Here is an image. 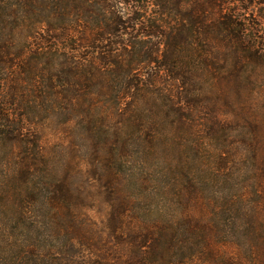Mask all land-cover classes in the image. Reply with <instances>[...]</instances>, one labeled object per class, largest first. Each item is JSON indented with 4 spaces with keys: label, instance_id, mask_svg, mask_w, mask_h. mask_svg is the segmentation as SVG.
Here are the masks:
<instances>
[{
    "label": "trees",
    "instance_id": "1",
    "mask_svg": "<svg viewBox=\"0 0 264 264\" xmlns=\"http://www.w3.org/2000/svg\"><path fill=\"white\" fill-rule=\"evenodd\" d=\"M261 19L264 0H0V264H264ZM59 117L89 170L44 141ZM160 182L172 213L143 216L128 186Z\"/></svg>",
    "mask_w": 264,
    "mask_h": 264
},
{
    "label": "rangeland",
    "instance_id": "2",
    "mask_svg": "<svg viewBox=\"0 0 264 264\" xmlns=\"http://www.w3.org/2000/svg\"><path fill=\"white\" fill-rule=\"evenodd\" d=\"M254 19V18H253ZM263 19H261L262 21ZM255 22H258L255 19ZM264 22V20H263ZM61 46L65 47V41L60 43ZM62 52V51H61ZM256 102V101H254ZM254 102H252L249 107H257L258 105L255 104ZM238 108H239V104H232L231 108H228L229 110L226 111L225 115L226 116H230L233 117L238 113ZM235 111V113L233 112ZM65 119V117H59L57 119H55L54 121H52V123L48 124L46 126V130L45 133L43 135V139L46 142V144L50 147L51 152L53 153V155H55V157L60 158L61 160L65 158V146H69V152H70V157L71 160L73 161L72 164V168L75 167L74 169H81L83 172H85V170H89L90 165L88 162H86V159H83V154H81L80 152V148L79 145L81 144L80 139H75L72 140L69 138V135L66 133L67 131H65V121L63 120ZM242 147L245 146L244 142H241ZM164 171H166V168H163ZM58 174L61 175H65V166L61 167L60 164H57V169H56ZM78 171V170H77ZM85 173H83L82 175H84ZM159 175V174H158ZM169 183L173 182L174 179L172 178V176L169 177ZM78 179V178H77ZM80 179H78L79 182ZM246 181V179L243 180V182ZM166 183H168V181H165L162 186H164ZM182 183V182H181ZM161 182L155 185V190H158L157 196L156 198H146L143 197V190L145 188H135L133 185L128 186L130 189H132L135 194L137 195V197H142V201L139 202L140 206H141V211L143 213V216H146L147 211L151 208L156 209V210H160L161 214L164 215V217H168L171 215L172 210L170 208V206L166 203L167 201H165V196L162 192V186L160 187ZM160 187V188H159ZM100 191L98 190H93V193L88 195L86 194L87 199L85 200V210L84 212L87 214V218L89 220V222L91 223V225L94 228H101L100 226H102L101 221L103 219H105L106 216V205L102 202V199L100 196H98V193ZM93 194H96L98 197L94 196ZM134 195V193H133ZM97 198V199H96ZM179 207V211L180 212H184L186 210L185 207L181 206L180 203H178ZM37 212H43L42 210H37ZM60 224V223H59ZM61 226V224H60ZM41 230L46 234H39L41 237L46 238V235L50 232V228L48 227V224L45 225L43 223H41ZM37 231V230H36ZM53 234V231L50 232L49 236H47V241L46 243L49 245L51 244L53 241H55V238H53L52 242L50 239V236ZM108 236V235H106ZM53 237V236H52ZM109 240V236L105 237V241ZM104 242V241H103ZM103 242H99L100 244H102ZM93 243V244H92ZM89 243L90 247H92L91 251H88V254L90 255L93 251L97 252V253H101L100 250V246L98 244H94V242ZM92 245V246H91ZM113 245L112 241H109L108 243L104 242V247L105 248H109ZM94 246H96L95 248H93ZM108 256L111 255V253L107 251Z\"/></svg>",
    "mask_w": 264,
    "mask_h": 264
}]
</instances>
